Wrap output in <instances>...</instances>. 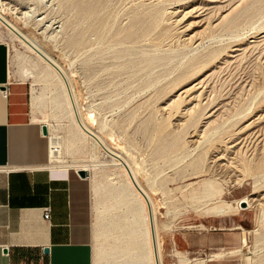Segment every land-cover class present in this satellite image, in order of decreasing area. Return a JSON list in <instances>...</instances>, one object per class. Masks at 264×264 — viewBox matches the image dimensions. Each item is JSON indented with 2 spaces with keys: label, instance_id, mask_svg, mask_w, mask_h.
<instances>
[{
  "label": "rangeland",
  "instance_id": "1",
  "mask_svg": "<svg viewBox=\"0 0 264 264\" xmlns=\"http://www.w3.org/2000/svg\"><path fill=\"white\" fill-rule=\"evenodd\" d=\"M0 13L59 63L88 127L140 168L163 264L177 262L173 246L184 250L178 264L212 252L220 264H264V0H0ZM0 40L7 84L25 82L31 113L42 83L23 75L21 57L35 56L1 24ZM90 144L54 164L94 159L98 180L122 179ZM118 236L93 237L94 251Z\"/></svg>",
  "mask_w": 264,
  "mask_h": 264
},
{
  "label": "crops",
  "instance_id": "2",
  "mask_svg": "<svg viewBox=\"0 0 264 264\" xmlns=\"http://www.w3.org/2000/svg\"><path fill=\"white\" fill-rule=\"evenodd\" d=\"M7 76V48L0 40V264H98L89 179L48 163V138L43 123L33 119L31 92L28 113L20 96L25 82L10 87ZM213 253L190 261L220 264Z\"/></svg>",
  "mask_w": 264,
  "mask_h": 264
},
{
  "label": "bare ground",
  "instance_id": "3",
  "mask_svg": "<svg viewBox=\"0 0 264 264\" xmlns=\"http://www.w3.org/2000/svg\"><path fill=\"white\" fill-rule=\"evenodd\" d=\"M86 4L88 10L93 9V3L87 1ZM0 24L8 31L11 37L17 39L26 50L35 56V59L28 56L17 57H21V59L26 62L25 66H22L23 75H34L42 83L38 91L31 88V108L33 119L47 126V138L50 145V148L48 145V163L56 167H72L76 169V171L79 169L85 171L91 169L90 193L92 198L93 237L95 239L103 238L109 232H116L119 234L115 246L97 248L94 257L95 261L98 264H100V261L103 259L107 261L110 260L115 264H163L160 255L161 249L157 236L153 201L146 188L137 178L138 174H140V168L138 166H132L125 156H122L109 147L99 135L88 127L79 111L78 103L73 94L69 79L59 63L53 59L41 45L37 44L34 38L19 29L14 22L1 13ZM212 58L213 57L208 54L207 58H203L199 61L206 63V61ZM42 105H47L52 112L49 121L45 113L41 111ZM188 111L192 112L196 110L192 107L190 110L188 109ZM39 113L42 114L40 118L38 116ZM191 114H193V112ZM64 119L68 121V128L65 136L59 134L56 129V126L61 125ZM88 142L101 148L103 154L109 157L111 165L118 167L122 179L118 177L119 180H117V182L114 178L98 180L97 173L100 165L97 163L98 161L96 162L94 159L81 162L73 161L67 164H54L62 162V156L65 151L72 147L83 151L85 148L84 146H86ZM92 156L94 157V155ZM213 161H215V159ZM113 180L115 182H113ZM220 193L221 188L216 186L210 195L215 196ZM101 195L105 197L103 200H100ZM241 200L244 203L247 202L244 198ZM211 208L213 207L206 210L209 211ZM219 210H222V207L221 209L219 208ZM228 210L229 209H224L225 212ZM173 250L175 254H178V262L182 263L184 256L181 255V252L184 250L176 246H173ZM245 259L246 264H249L250 258L247 257Z\"/></svg>",
  "mask_w": 264,
  "mask_h": 264
},
{
  "label": "water",
  "instance_id": "4",
  "mask_svg": "<svg viewBox=\"0 0 264 264\" xmlns=\"http://www.w3.org/2000/svg\"><path fill=\"white\" fill-rule=\"evenodd\" d=\"M41 129H42V133H43V134H47V126H46L45 124H43V125L41 126ZM77 173H78L79 176H81V177H85V176H87V175H86V171L83 170V169H79V170H77ZM242 206H245V203H244V202H242ZM44 252H47V249H44Z\"/></svg>",
  "mask_w": 264,
  "mask_h": 264
},
{
  "label": "built area",
  "instance_id": "5",
  "mask_svg": "<svg viewBox=\"0 0 264 264\" xmlns=\"http://www.w3.org/2000/svg\"><path fill=\"white\" fill-rule=\"evenodd\" d=\"M3 91H4L3 95L6 96L7 95V88L4 87ZM49 148H50V145H49ZM48 217H49V207H45L43 209V218L44 219H47Z\"/></svg>",
  "mask_w": 264,
  "mask_h": 264
}]
</instances>
